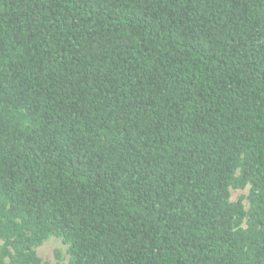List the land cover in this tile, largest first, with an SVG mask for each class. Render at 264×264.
Returning a JSON list of instances; mask_svg holds the SVG:
<instances>
[{
  "label": "trees",
  "instance_id": "16d2710c",
  "mask_svg": "<svg viewBox=\"0 0 264 264\" xmlns=\"http://www.w3.org/2000/svg\"><path fill=\"white\" fill-rule=\"evenodd\" d=\"M52 237L264 264V0H0V264Z\"/></svg>",
  "mask_w": 264,
  "mask_h": 264
},
{
  "label": "rangeland",
  "instance_id": "374dc122",
  "mask_svg": "<svg viewBox=\"0 0 264 264\" xmlns=\"http://www.w3.org/2000/svg\"><path fill=\"white\" fill-rule=\"evenodd\" d=\"M249 193V188L243 190H230V200L236 202L241 196L246 197ZM243 206L245 210L248 209V204L244 200ZM2 242L0 241V247ZM67 245L59 238H49L36 249V254L44 264H62L67 263L69 255L67 253ZM7 262V260H5Z\"/></svg>",
  "mask_w": 264,
  "mask_h": 264
}]
</instances>
